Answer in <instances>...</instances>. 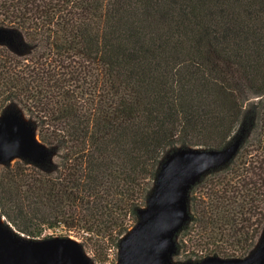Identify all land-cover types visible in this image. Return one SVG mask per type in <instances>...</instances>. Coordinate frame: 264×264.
Listing matches in <instances>:
<instances>
[{"label": "trees", "instance_id": "16d2710c", "mask_svg": "<svg viewBox=\"0 0 264 264\" xmlns=\"http://www.w3.org/2000/svg\"><path fill=\"white\" fill-rule=\"evenodd\" d=\"M0 31V120L21 115L44 150L0 165L4 229L115 243L118 264L166 160L229 152L187 186L166 264L188 243L262 246L264 0H0Z\"/></svg>", "mask_w": 264, "mask_h": 264}, {"label": "water", "instance_id": "95a60500", "mask_svg": "<svg viewBox=\"0 0 264 264\" xmlns=\"http://www.w3.org/2000/svg\"><path fill=\"white\" fill-rule=\"evenodd\" d=\"M2 33L0 31V39ZM43 147L9 116L0 124V163L14 157L40 159ZM230 153L183 152L164 165L155 193L140 221L121 243L118 264H166L173 245L171 236L185 218V191L198 175L218 166ZM0 264H90L80 247L64 238L13 244L1 229ZM199 264H264V243L244 259L207 258Z\"/></svg>", "mask_w": 264, "mask_h": 264}, {"label": "rangeland", "instance_id": "374dc122", "mask_svg": "<svg viewBox=\"0 0 264 264\" xmlns=\"http://www.w3.org/2000/svg\"><path fill=\"white\" fill-rule=\"evenodd\" d=\"M8 117H5L4 119H2V120H0V124L5 120V119H7ZM14 119H15V121H16V123H17V125H18V127H20V129H26V130H28L29 132H30V134L34 137V139L36 140V141H38L39 142V140H38V137L36 136V134L32 131V130H30V129H28V126H27V124L25 123V118H22V116L21 115H19L18 117H14ZM181 154H183V153H179L178 154V156H180ZM15 158L16 157H14V158H11L9 161L10 162H13L14 160H15ZM173 161V157H169L167 160H166V162H165V165H167L168 163H171ZM2 163H0V165H1ZM1 222V221H0ZM1 229L3 230V232H4V234H5V236L13 243V244H16V245H18V244H21V243H23V242H31V243H33V242H40V241H42V239L45 237V236H50V235H53V236H55V237H58V236H64L65 235V233L64 232H60V231H57V232H54V233H50V232H46V233H44V235H42L41 237H39V238H36V239H26V238H24V237H22V236H17L16 234H14L13 232H9V231H7L6 229H4L3 227H2V225H1ZM175 231L173 232V234H172V236H171V243H172V245H173V247H174V251H175V247H176V244H178L179 242L178 241H180V239H181V237H182V235L180 234V235H175ZM68 240L69 241H71L72 243H74V244H76L77 246H79L80 247V240L79 239H77L76 237H74V235H69V237H68ZM255 240H252L251 242H249L248 244L249 245H253V242H254ZM92 242H94V240H92ZM102 242H100L99 244H96V246H94V248H92V249H94L93 251H91V252H89L88 250H86V249H83V254H84V256L86 257V259L88 260V262L90 263L91 262V264H104L105 262H106V254H107V250L108 249H110L111 250V255L113 256V257H117L118 255H119V252H118V249H117V247L115 246V243H113V244H107V243H102ZM192 243H194V242H192ZM255 243V242H254ZM185 244V243H184ZM194 244H192V245H190V243H188V244H185V250H188L187 252H185V253H181V255H179V256H177L176 257V261H178L179 263H181V262H185V264H193V261L194 260H200V259H203V258H206V257H209L208 256V251L206 252V251H204V249H200V250H202L201 252H203V253H201V252H199L198 251V249L197 248H195L194 246H193ZM90 247H92L91 245H90ZM259 249V248H258ZM257 249V250H258ZM256 250V251H257ZM256 251H254L253 253H255ZM226 252H228V254H233V252L231 251V250H227ZM240 254H242V251L241 250H237V251H235V256H239ZM217 256H219V257H221L222 255H217ZM210 258H212V257H210ZM207 259V258H206ZM205 260V259H204ZM186 261H190V262H186Z\"/></svg>", "mask_w": 264, "mask_h": 264}, {"label": "bare ground", "instance_id": "6f19581e", "mask_svg": "<svg viewBox=\"0 0 264 264\" xmlns=\"http://www.w3.org/2000/svg\"><path fill=\"white\" fill-rule=\"evenodd\" d=\"M20 128V127H19Z\"/></svg>", "mask_w": 264, "mask_h": 264}]
</instances>
